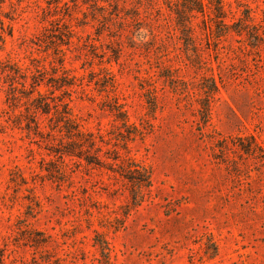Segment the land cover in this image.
<instances>
[{
    "label": "rangeland",
    "instance_id": "obj_1",
    "mask_svg": "<svg viewBox=\"0 0 264 264\" xmlns=\"http://www.w3.org/2000/svg\"><path fill=\"white\" fill-rule=\"evenodd\" d=\"M174 1L0 0V264H102L99 239L114 264H264V157L233 143L242 135L264 147V44L237 32L217 40L208 8L195 41L184 40ZM224 2L264 26V0ZM203 76L219 85L208 122ZM33 77L98 136L106 163L128 155L111 110L124 106L143 132L129 155L153 170L139 206L118 172L85 161L45 168L60 161L24 130L26 106L14 100L36 97L25 90Z\"/></svg>",
    "mask_w": 264,
    "mask_h": 264
},
{
    "label": "trees",
    "instance_id": "obj_2",
    "mask_svg": "<svg viewBox=\"0 0 264 264\" xmlns=\"http://www.w3.org/2000/svg\"><path fill=\"white\" fill-rule=\"evenodd\" d=\"M176 7L174 9L177 15V22L180 26L183 39L189 41H195L192 31H194V19L198 17V13H206V8L210 12V20L214 22L212 31L217 40L221 37L229 35L231 32H237L242 35L247 33L249 45L253 47H259L264 44V26L256 23L255 16L251 8H246L239 18L235 17V13L226 8L224 0H176L173 2ZM232 16V21L227 19ZM207 22V19L206 21ZM191 33V34H190ZM190 44V43H189ZM204 86L202 87L204 97L199 99V103L202 105L199 108V114L201 120L208 122L211 114V103L215 94L219 91V85L214 76H203ZM44 79L40 77H33L31 87L27 85L28 91L33 89L36 93V97L31 102L25 101L23 95L15 96L17 104L25 105L26 113L24 114V130L28 131V134H34L35 137L39 136L50 147V153H53L58 159L59 163L52 162L53 165L45 166V168H63L66 171L70 169V164L75 163L82 165L85 161L89 165H96L100 168H106L113 172H118L124 176L130 183L128 189L131 208L139 206L146 198L147 190L152 186V168L143 164L129 155L131 152L130 144L138 137L143 136V132L137 125L130 124V115L124 106L117 103L114 108H111L116 117V120L121 121L122 127L126 128L127 133L122 132L120 134L119 144L117 147L124 149L128 155L122 159L120 155L107 156L112 161L104 162L102 160V151L97 154L96 150H101L98 145V136L94 133L87 132L78 123L77 118L72 113V109L66 100H62L60 104H52L47 94L41 91V84ZM63 85H58L61 88V96L63 97L67 90H69L70 84L64 82ZM29 98V96H26ZM14 98V97H13ZM65 99V97H63ZM150 98H148L149 100ZM25 101V102H24ZM150 107L155 108L156 101L149 100ZM21 107V106H20ZM19 107V108H20ZM19 108H15L16 110ZM39 115L46 117L42 121ZM133 125V128H132ZM36 138H33V140ZM236 141L233 140L243 154L254 155L255 153L261 154L264 157V147L256 142L254 136L251 139H255V144L246 143V136H237ZM41 140V141H42ZM97 146V147H96ZM228 146L219 145L222 153ZM107 155V154H106ZM121 160V163L118 161ZM110 165V167H107ZM51 174L59 173V170L48 169ZM53 176V175H52ZM54 179L61 181L62 178L54 177ZM68 183L74 181L73 178H67ZM66 182V183H67ZM65 183V182H64ZM100 237V236H99ZM103 256L102 264H114L111 260L110 246L106 240H98ZM206 251L209 258H214L219 252L218 244L215 242L207 244ZM3 262V258H0V263Z\"/></svg>",
    "mask_w": 264,
    "mask_h": 264
}]
</instances>
